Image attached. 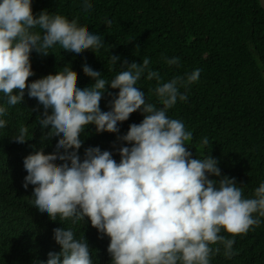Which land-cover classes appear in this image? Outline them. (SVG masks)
Wrapping results in <instances>:
<instances>
[{
	"label": "clouds",
	"instance_id": "1",
	"mask_svg": "<svg viewBox=\"0 0 264 264\" xmlns=\"http://www.w3.org/2000/svg\"><path fill=\"white\" fill-rule=\"evenodd\" d=\"M31 4L32 0H0V92L8 106H15L27 90L43 106L38 116L41 128L50 126L42 141L58 137L56 151L38 150L23 159L27 172L23 187L34 186L29 203L53 221L59 217L76 224L87 217L98 233L109 237L111 264H210L211 256L220 252L211 245H223L224 256L231 258L234 239L221 232L234 237L261 223L264 183L255 189L254 198H244L235 178L221 176L215 158H191L186 142L192 140V133L182 121L168 117L167 111L178 100H187V88L198 81L201 70L160 83L162 77L149 69L146 57L142 63L122 62L127 70L110 81L85 64L82 70L94 83L84 87L78 86L77 73L69 66L29 83L34 75L33 50L47 56L50 48L59 45L79 55L89 49L96 53L103 46L100 36L76 19L45 10L34 15ZM91 7L89 0H83L85 12ZM106 24L110 26L111 20ZM110 59L116 64L119 57ZM165 62L179 66L178 57ZM145 72L148 80L157 81L150 91L159 107L146 102L145 93L136 87ZM106 85L119 91L109 101L110 110L102 111ZM137 111L143 119L118 137L130 145L117 150L119 163L112 152L98 146L86 148L81 159V133L89 124L97 133H116L118 122ZM7 112L0 106V116ZM5 126L0 119V128ZM27 133V127L21 126L12 139L25 143ZM208 144L204 138L201 147ZM210 174L220 179H210ZM53 238L60 251H50L39 264H93L84 237L77 240L71 229L60 226L53 229Z\"/></svg>",
	"mask_w": 264,
	"mask_h": 264
},
{
	"label": "trees",
	"instance_id": "2",
	"mask_svg": "<svg viewBox=\"0 0 264 264\" xmlns=\"http://www.w3.org/2000/svg\"><path fill=\"white\" fill-rule=\"evenodd\" d=\"M88 12L83 0H32V12L42 10L51 15L76 19L78 25L99 35L103 46L95 53L91 49L77 55L59 45L43 56L35 50L30 53L34 73L28 82L69 66L77 73L78 86L94 83L84 74L87 64L101 72L108 81L127 70L122 62L142 63L150 59L149 69L159 72L165 83L175 76H185L200 69L198 81L187 88V100L167 111L171 119H178L185 130L192 133L186 142L191 158L203 159L210 155L218 161L221 176L235 178L243 189L244 198H254V191L264 183V9L258 0H89ZM111 20V25L106 22ZM39 31V29H36ZM119 57L112 64L110 56ZM179 58V66L168 65L166 59ZM142 74L136 87L145 93L146 102L161 106L151 89L155 79ZM105 86L100 108L110 110L109 101L118 92ZM180 91L185 92L184 88ZM112 93L113 95H109ZM0 106L8 112L0 119L6 126L0 128V264H39L48 259L50 251H60L53 238V229H71L77 240L85 238L93 264H111L107 251L109 237L98 233L85 217L83 222L51 220L29 203L33 185L23 187L27 175L23 159L42 150L56 151L58 137L42 141L49 128H41L38 116L43 106L24 93V100L15 106L7 105V97L0 92ZM51 110H49L50 112ZM143 114L134 112L130 118L118 122L116 133H97L89 124L81 133L82 146L78 153L83 159L85 149L99 147L112 152L119 163L118 149L130 146L118 139L126 134L132 123H140ZM28 129L25 143L12 138L19 128ZM204 138L209 144L201 147ZM63 151V149H61ZM56 163H61L57 160ZM210 179L220 177L209 175ZM258 226L246 234L232 236L222 230L226 238L234 239L231 258L220 252L210 258V264H264V217Z\"/></svg>",
	"mask_w": 264,
	"mask_h": 264
},
{
	"label": "water",
	"instance_id": "3",
	"mask_svg": "<svg viewBox=\"0 0 264 264\" xmlns=\"http://www.w3.org/2000/svg\"><path fill=\"white\" fill-rule=\"evenodd\" d=\"M262 9H264V0H258Z\"/></svg>",
	"mask_w": 264,
	"mask_h": 264
}]
</instances>
